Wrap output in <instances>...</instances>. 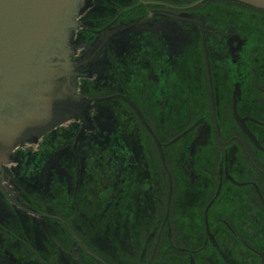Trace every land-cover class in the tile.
<instances>
[{
    "label": "flooded vegetation",
    "instance_id": "obj_1",
    "mask_svg": "<svg viewBox=\"0 0 264 264\" xmlns=\"http://www.w3.org/2000/svg\"><path fill=\"white\" fill-rule=\"evenodd\" d=\"M73 43L84 118L0 163V264H264V10L89 0Z\"/></svg>",
    "mask_w": 264,
    "mask_h": 264
},
{
    "label": "water",
    "instance_id": "obj_2",
    "mask_svg": "<svg viewBox=\"0 0 264 264\" xmlns=\"http://www.w3.org/2000/svg\"><path fill=\"white\" fill-rule=\"evenodd\" d=\"M264 10V0H232ZM89 0H0V163L79 115L73 39ZM235 94L234 111L237 115Z\"/></svg>",
    "mask_w": 264,
    "mask_h": 264
}]
</instances>
